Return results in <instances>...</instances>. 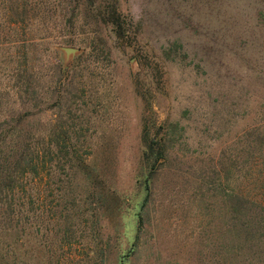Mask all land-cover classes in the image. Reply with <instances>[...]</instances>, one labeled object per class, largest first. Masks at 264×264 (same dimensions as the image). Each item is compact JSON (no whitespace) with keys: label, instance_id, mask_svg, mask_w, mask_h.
Segmentation results:
<instances>
[{"label":"rangeland","instance_id":"1","mask_svg":"<svg viewBox=\"0 0 264 264\" xmlns=\"http://www.w3.org/2000/svg\"><path fill=\"white\" fill-rule=\"evenodd\" d=\"M24 2V16L37 8L18 29L0 8V138L12 127L46 140L10 260L221 264L232 192L254 175L250 194L264 196V150L255 170L246 155L234 166L264 124V0ZM89 2L114 5L131 39L92 21ZM28 35L22 58L12 41ZM23 63L41 102L25 94ZM144 133L164 146L155 168Z\"/></svg>","mask_w":264,"mask_h":264},{"label":"trees","instance_id":"2","mask_svg":"<svg viewBox=\"0 0 264 264\" xmlns=\"http://www.w3.org/2000/svg\"><path fill=\"white\" fill-rule=\"evenodd\" d=\"M28 4L24 0H0V8L5 10L9 24L15 26L16 29L20 28V25L33 24L34 17L31 13L37 5L30 4L28 6L30 15L24 16L23 12H27ZM84 7L90 12V16L86 14L92 21L101 20L112 25L120 44L131 39L125 35L127 32L125 22L120 18L114 5L108 4L102 12L100 4L89 2ZM10 15H12L11 18ZM35 39L28 35V37L24 36L12 41L14 45L20 42L17 46L22 49L17 52L20 57L25 58ZM22 66V71L27 70V75H23L27 82L24 87L25 94L30 96V100H37L36 92L39 84L38 79L35 80V75H37L35 67L33 65L26 67L24 63ZM19 122L17 118L10 119V126ZM41 135L35 132L15 131L11 127L7 134L0 138V240H7L5 247H0V264H15L13 260H10V235H23L29 224L28 206L31 203L27 195L29 175L38 177L43 172L44 165L43 143L46 139ZM7 136L10 138L9 143L6 144ZM52 137H56L55 132ZM247 139L249 144L246 143V146L236 155L234 166L240 169L239 165L243 162L241 157L246 155L250 157L249 163L252 164V166H247L249 172L255 170L254 159L258 155V150L260 148L264 150V124L252 128ZM143 141L146 157L155 156V162L152 165V168H155L158 160L164 155V146L156 145V141L151 139L147 133H144ZM255 179L257 180L254 175L250 177L244 175L242 182L232 192L231 223L224 232V237L226 240L229 238V241H224L223 255L225 256L221 264H264V196L255 192L250 194L251 191H249ZM249 180L250 187L248 188Z\"/></svg>","mask_w":264,"mask_h":264},{"label":"water","instance_id":"3","mask_svg":"<svg viewBox=\"0 0 264 264\" xmlns=\"http://www.w3.org/2000/svg\"><path fill=\"white\" fill-rule=\"evenodd\" d=\"M65 51H66V53H70L72 51V49L66 48Z\"/></svg>","mask_w":264,"mask_h":264}]
</instances>
